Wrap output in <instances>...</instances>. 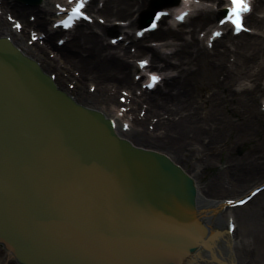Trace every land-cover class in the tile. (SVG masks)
<instances>
[{
  "label": "bare ground",
  "instance_id": "bare-ground-1",
  "mask_svg": "<svg viewBox=\"0 0 264 264\" xmlns=\"http://www.w3.org/2000/svg\"><path fill=\"white\" fill-rule=\"evenodd\" d=\"M53 1L23 6L0 0V37L9 38L38 62L43 72H55L57 86L77 104L110 118L119 137L165 154L188 175L182 164L199 169L198 175L215 169L201 188L196 186V209L208 231L204 244L181 264H264V190L242 207L224 204L264 182V110L255 106L258 98H262L260 105L264 102V0H254L246 17L245 24L254 33H226L211 47L198 34L215 21L222 0H200L216 9L199 11L177 28L161 18V26L141 39L124 29L139 25L149 0H102L99 6L98 0H91L88 13L106 23L101 25L95 18L91 25L81 23L68 33L50 27ZM7 16L15 20L13 25H22L20 32L11 28ZM28 16L34 19L30 21ZM116 21L126 25L111 24ZM27 30L42 34L41 43L28 46ZM110 32H123L127 44L106 43ZM65 36L68 38L61 46L54 43ZM149 41H170L173 47L164 53L146 44ZM49 52L54 54L52 58ZM135 55L147 57L151 71L174 74L164 77L154 90L141 91L131 78L137 68L129 60ZM67 81L75 83L73 91L61 87ZM87 83L94 87L92 92L86 90ZM120 90L128 95L131 126L127 130L111 115ZM139 110H143L141 117ZM153 118V130L149 131L147 125ZM225 150L229 156L225 162H217L216 168L215 161ZM233 150L244 153L235 156ZM252 204L253 209L247 211ZM221 220L227 223L225 229ZM229 221L235 225L231 235L227 232ZM3 252L0 264L9 263L12 256Z\"/></svg>",
  "mask_w": 264,
  "mask_h": 264
},
{
  "label": "water",
  "instance_id": "water-1",
  "mask_svg": "<svg viewBox=\"0 0 264 264\" xmlns=\"http://www.w3.org/2000/svg\"><path fill=\"white\" fill-rule=\"evenodd\" d=\"M195 196L168 158L117 138L0 39V243L19 263L181 264L208 232Z\"/></svg>",
  "mask_w": 264,
  "mask_h": 264
},
{
  "label": "snow or ice",
  "instance_id": "snow-or-ice-1",
  "mask_svg": "<svg viewBox=\"0 0 264 264\" xmlns=\"http://www.w3.org/2000/svg\"><path fill=\"white\" fill-rule=\"evenodd\" d=\"M70 3L74 2L75 6L71 9L70 12H67L66 9L61 8L59 5H57V8L60 9V11L62 12H66L67 14V19L62 20L61 21V26L65 29H68L70 27H72V22L74 20H90V17H88L87 15L84 14V6H85V0H69ZM230 3V7L226 10V13L223 15V17L219 20V23L221 25L225 24V23H230L236 33L238 34L240 31H247V29L243 28V23H242V18L243 15L250 12V6L247 3V0H229ZM166 15L163 12H156L155 13V20L152 21V28L156 27V21L159 20L162 16ZM186 15V14H184ZM11 19V18H9ZM178 19H183V16L178 17ZM101 23H103V21H101ZM15 27L17 29L21 28L20 24H15ZM148 29H146L147 31ZM215 35L219 36L220 33H215ZM33 39H36L35 36H33ZM62 43V42H61ZM113 43H115V41H113ZM146 61H142L141 62V67H144L146 65ZM151 80L153 83H156L158 80V77L156 76H152ZM147 87L151 88L152 84H149ZM257 193L253 192L252 196H255ZM249 199H251V197H249ZM228 203L230 205H233L234 207H239L242 205L247 204V201L245 200H240L238 202H236L235 204L233 203V201L229 200ZM234 225H230L228 228V231H232L234 229Z\"/></svg>",
  "mask_w": 264,
  "mask_h": 264
},
{
  "label": "rangeland",
  "instance_id": "rangeland-1",
  "mask_svg": "<svg viewBox=\"0 0 264 264\" xmlns=\"http://www.w3.org/2000/svg\"><path fill=\"white\" fill-rule=\"evenodd\" d=\"M20 5H22V4H20ZM40 5V3L38 4V5H36V6H39ZM209 6V5H208ZM148 8H149V4H148ZM202 8H208L207 7V4H205V3H199V4H194V5H192L191 6V10L193 11V13L195 14V13H197V11H199L200 9H202ZM255 14H256V16H262L260 13H256V12H254ZM30 17V16H29ZM103 20V19H102ZM170 21V20H169ZM119 25H124V23H122V21H119ZM135 28H137V27H135ZM134 27H133V29H131L129 32H130V34H132V30H134L135 29ZM207 32V31H206ZM123 37V36H122ZM25 41H28V37H25ZM105 42H108V39H105ZM161 43H155V46H159ZM169 50H171V47H170V49H161V51H165V52H168ZM54 54L52 53V52H49L48 53V57L49 58H52V56H53ZM135 58H139V56H136ZM49 73H52V71H49ZM76 73L77 72H75V76H76ZM54 76H56V79H55V82L58 84V82H57V75H56V73L55 72H53L52 73ZM245 84H246V82H245ZM88 85H90L89 83H87L86 84V90H89L90 92L93 90V87H89ZM58 86H59V84H58ZM88 86V87H87ZM62 88H64L66 91H73L74 90V88H75V83L74 82H71V81H67L66 83H65V85H64V87L63 86H61ZM73 93V92H72ZM120 91L118 92V93H116L115 94V101L116 102H118V103H120L119 101H120V97H118V96H120ZM261 100H262V98H258L257 99V101H256V104H255V106H256V108H260V102H261ZM119 105H121V104H119ZM118 105V106H119ZM116 107H114V108H112V111H111V113H114L115 112V115H116ZM140 112V111H139ZM140 114H142V112L140 113ZM154 120H155V118H153V119H151L150 121H149V123H148V130L149 131H152V129H153V122H154ZM157 134L159 133V131H157L156 132ZM244 153V151L243 150H233V154L235 155V156H241L242 154ZM229 153H228V151H223V154L221 153L220 154V156L221 157H218V161H215V167L216 168H218V164H217V162H225L227 159H226V156L228 155ZM229 156V155H228ZM217 164V165H216ZM182 167L194 178V180H195V182H196V185H197V187H199V188H201L205 183H206V181H207V179H208V177H209V175L213 172V170L215 171V169H213V168H211V169H207V170H205L204 171V173H202L201 175H198L199 174V169H191V168H186L183 164H182ZM255 206V204L253 205H250L246 210L248 211V210H251V209H253V207ZM220 226L221 227H225V223H224V221L223 220H221L220 222ZM3 254H4V252H3V250L2 249H0V257H2L3 256ZM6 264H15V262L13 261V260H11L9 263H6Z\"/></svg>",
  "mask_w": 264,
  "mask_h": 264
}]
</instances>
